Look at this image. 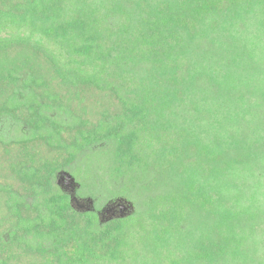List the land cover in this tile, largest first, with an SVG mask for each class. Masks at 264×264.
I'll use <instances>...</instances> for the list:
<instances>
[{
    "label": "trees",
    "instance_id": "obj_1",
    "mask_svg": "<svg viewBox=\"0 0 264 264\" xmlns=\"http://www.w3.org/2000/svg\"><path fill=\"white\" fill-rule=\"evenodd\" d=\"M12 51L43 55L73 101ZM0 80V142L64 153L20 157L19 186L0 183L5 252L264 264V0H0ZM91 89L118 102L96 120L74 104ZM59 170L135 212L102 222L76 210Z\"/></svg>",
    "mask_w": 264,
    "mask_h": 264
},
{
    "label": "rangeland",
    "instance_id": "obj_2",
    "mask_svg": "<svg viewBox=\"0 0 264 264\" xmlns=\"http://www.w3.org/2000/svg\"><path fill=\"white\" fill-rule=\"evenodd\" d=\"M22 55H24V53H22ZM8 58L19 60L18 62L22 63L19 65L24 66V69H32L35 72L37 69H40L43 76L48 80L51 90L59 95H66V101L72 100L70 98L71 93L69 92L68 87L62 83L61 79L50 68L49 62L45 60L43 55H36L31 52L26 55V57H23L16 51H12ZM26 64L30 66H27ZM21 71L22 69L20 72ZM9 90L10 87L3 85L2 81L0 80V100L9 93ZM82 99L84 100V107L81 108L78 106V104L81 105V101L74 100V104L79 109V112H82V109L85 110L83 113L90 120H96L99 118L102 111L107 108L113 109L118 104L117 100H114L109 92H103L98 89L88 90ZM2 124H4V122L0 120V125ZM20 157L27 159L31 158L37 164H42V162L46 160H62L64 158V153L52 151L43 142L30 143L27 145L12 144L8 147L0 142L1 184L8 183L12 184L14 187L19 186L18 175L15 168L19 164L18 159ZM56 181L60 188L71 197L72 205L76 210L96 211L98 212L102 222H108L114 218L133 214L135 209L132 202L126 200L125 197H111L104 200L99 197V195L91 194L85 190H82L81 185L70 171L59 170L56 175ZM6 198V195L0 193V222L2 225L0 226L1 232H3V230L10 225V222L6 221L4 223V218L8 214ZM4 250V247H0V258L5 257L8 264H44L43 258L38 255H31L30 253L28 254L22 245L18 246L17 244H12L8 247L6 252Z\"/></svg>",
    "mask_w": 264,
    "mask_h": 264
}]
</instances>
